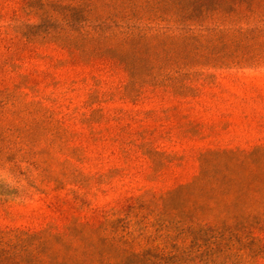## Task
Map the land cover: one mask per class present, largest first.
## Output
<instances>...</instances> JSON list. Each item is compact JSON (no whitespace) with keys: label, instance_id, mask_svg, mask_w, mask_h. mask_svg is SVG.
Wrapping results in <instances>:
<instances>
[{"label":"rangeland","instance_id":"obj_1","mask_svg":"<svg viewBox=\"0 0 264 264\" xmlns=\"http://www.w3.org/2000/svg\"><path fill=\"white\" fill-rule=\"evenodd\" d=\"M50 1L45 19L41 2L0 0V264H98L125 237L264 264V227L183 243L175 226L203 204L264 219V0L240 48L201 0ZM67 26L109 41L86 54L42 34ZM126 28L146 38L124 63Z\"/></svg>","mask_w":264,"mask_h":264},{"label":"trees","instance_id":"obj_2","mask_svg":"<svg viewBox=\"0 0 264 264\" xmlns=\"http://www.w3.org/2000/svg\"><path fill=\"white\" fill-rule=\"evenodd\" d=\"M48 1L49 0H28V7L33 9L36 3L41 2V7L36 10H38V13H41V17L45 19H47V17L51 18L49 8L52 7L53 4L51 3L52 1H50V3ZM191 1L194 2V0ZM206 2L212 3L213 6L211 10L213 16L210 18L211 23L215 24V27L228 26L231 32L235 33L233 42H236L235 44H240L239 48L242 46L244 40L253 41V35L259 32L256 20L252 17L257 11L256 4L258 0H201V2L198 3L201 9L206 10ZM88 6L90 7V5H86V9ZM225 10H227V12H225ZM253 21H255V23ZM263 22L262 20L261 23ZM254 24L256 25L253 27ZM261 32L264 33V30L262 29ZM42 34L45 37H52L55 40H59L58 38L63 39L64 47L86 54L94 52V50H96V45L101 44L100 42L109 41V34H106V31H102L99 27L92 29L88 27L72 28L67 26L58 31L48 29ZM138 34L139 35H134L131 28H126L120 31V34H117L123 36V39L120 40V45H122L121 47L123 48L118 51V54L121 56V62L125 63L127 61V52L124 50V47L130 44L134 36L137 37L139 41H143L146 38V35L140 32ZM197 42H199L201 46L204 44L202 41ZM108 48L109 49H106L108 50L107 52H109V50L117 51V49H113L114 47L112 46ZM185 189L186 187L181 190ZM223 205L224 209H237L240 215L230 218L227 217V219L224 217L212 216V213H215L217 207L221 206L220 204H203L195 206V211L200 210V213L194 212V215H190L189 213L182 214L183 217L175 224L180 231L177 239L181 240L183 243L191 240L192 243V240H196L193 235V231H195L196 227H199L201 232L202 229L208 231L216 228L223 232L226 230H231L228 232L235 231V234H239V231L245 232L247 230L264 227V219L258 214H256V216L252 215L256 213L259 208L260 214L262 211L261 207L255 204L244 203H229ZM250 232L251 231L248 233ZM204 233L205 232H202V234ZM166 238L171 239L170 237ZM124 239L125 241L123 242H121V239L115 242L112 240L110 242L114 247H118L116 255L98 250L95 255L98 257V264H191L195 262L197 258L204 264H215L217 259H220L221 254H223L216 251L203 252L202 250L193 252L191 248L180 251L178 245L171 247L172 251L169 252L165 248L157 249L151 247L149 249H137L140 247V243H136L134 239L130 240L126 237ZM100 242L103 244L109 243L104 238H102ZM217 245H221V243Z\"/></svg>","mask_w":264,"mask_h":264}]
</instances>
